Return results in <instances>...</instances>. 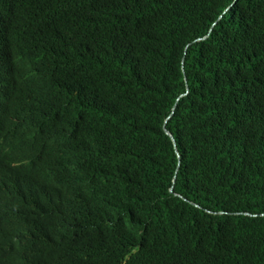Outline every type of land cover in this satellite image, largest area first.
<instances>
[{"label":"trees","instance_id":"1","mask_svg":"<svg viewBox=\"0 0 264 264\" xmlns=\"http://www.w3.org/2000/svg\"><path fill=\"white\" fill-rule=\"evenodd\" d=\"M0 61L42 244L264 264V0H0Z\"/></svg>","mask_w":264,"mask_h":264},{"label":"clouds","instance_id":"2","mask_svg":"<svg viewBox=\"0 0 264 264\" xmlns=\"http://www.w3.org/2000/svg\"><path fill=\"white\" fill-rule=\"evenodd\" d=\"M0 61V264H70L58 245L41 242L39 225L30 211L36 203L28 191L29 179L18 171L19 146L26 141L25 127L8 111L10 90ZM20 222L18 231L11 224Z\"/></svg>","mask_w":264,"mask_h":264},{"label":"bare ground","instance_id":"3","mask_svg":"<svg viewBox=\"0 0 264 264\" xmlns=\"http://www.w3.org/2000/svg\"><path fill=\"white\" fill-rule=\"evenodd\" d=\"M10 226H11V228H12L13 231H18L19 228H20V222L16 218L15 222L13 224H11ZM0 245L3 248L5 247V236H0Z\"/></svg>","mask_w":264,"mask_h":264},{"label":"water","instance_id":"4","mask_svg":"<svg viewBox=\"0 0 264 264\" xmlns=\"http://www.w3.org/2000/svg\"><path fill=\"white\" fill-rule=\"evenodd\" d=\"M165 130L172 137V139H173V141H174V143L176 145V142H175V139H174V136L172 135V133L168 129H166V128H165ZM171 190H173V189H171Z\"/></svg>","mask_w":264,"mask_h":264}]
</instances>
